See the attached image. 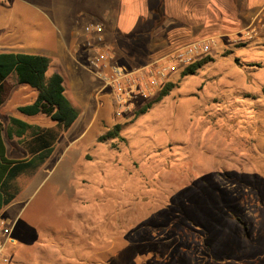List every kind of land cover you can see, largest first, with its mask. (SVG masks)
I'll list each match as a JSON object with an SVG mask.
<instances>
[{
	"label": "rangeland",
	"instance_id": "rangeland-1",
	"mask_svg": "<svg viewBox=\"0 0 264 264\" xmlns=\"http://www.w3.org/2000/svg\"><path fill=\"white\" fill-rule=\"evenodd\" d=\"M73 1L0 0V53L47 57L46 80L61 75L78 112L67 130L19 113L38 95L28 85L0 106L4 127L13 117L58 134L0 211L17 242L9 264H264V33L240 39V25L237 36L217 38L194 75L172 73L166 97L116 118L111 92L87 71L84 38L80 50L67 49ZM202 1L169 0L176 17L157 12L160 20L124 31L138 65L217 35L202 23ZM262 7L254 0V12ZM149 30L163 46L145 48ZM116 125L119 136L107 138ZM3 137L9 159H35L23 141Z\"/></svg>",
	"mask_w": 264,
	"mask_h": 264
},
{
	"label": "trees",
	"instance_id": "trees-1",
	"mask_svg": "<svg viewBox=\"0 0 264 264\" xmlns=\"http://www.w3.org/2000/svg\"><path fill=\"white\" fill-rule=\"evenodd\" d=\"M210 61L208 56L196 60L181 72L183 76L194 75L197 70ZM49 59L39 55L23 53H0V106L6 101L9 92L20 85H28L38 90L35 100L18 108V112L29 117L39 114L48 116L53 122L67 130L78 118L76 109L70 106L64 97L63 78L54 73L46 80ZM173 84L166 83L157 100L166 97ZM264 92V89H262ZM149 106H146L147 109ZM146 109L143 108L142 112ZM121 127L116 125L107 134V138L119 136ZM8 139L17 138L26 144L29 152L34 155L32 160H12L7 157L3 133ZM28 138L25 141V138ZM106 138V139H107ZM58 139V134L49 129H41L29 125L19 119L10 117L8 125L0 122V211L13 202L18 195L15 184L16 179L23 173L36 168L38 160L42 163L53 151V145Z\"/></svg>",
	"mask_w": 264,
	"mask_h": 264
},
{
	"label": "built area",
	"instance_id": "built-area-1",
	"mask_svg": "<svg viewBox=\"0 0 264 264\" xmlns=\"http://www.w3.org/2000/svg\"><path fill=\"white\" fill-rule=\"evenodd\" d=\"M102 32L101 24L87 25L82 29L89 55L87 71L101 82L103 90L111 92L116 105V118L131 112L137 102H147L157 96L162 87L170 82L168 77L172 73L182 72L196 60L207 56L217 44L215 37L204 38L178 47L143 66L126 68L116 62ZM241 33L240 39L246 40L264 33V7ZM12 233L10 221L0 218V264L10 263V250L17 244Z\"/></svg>",
	"mask_w": 264,
	"mask_h": 264
},
{
	"label": "crops",
	"instance_id": "crops-1",
	"mask_svg": "<svg viewBox=\"0 0 264 264\" xmlns=\"http://www.w3.org/2000/svg\"><path fill=\"white\" fill-rule=\"evenodd\" d=\"M168 1L169 0H74L70 9L76 20L75 24H77V32L69 31V33H66L65 40L69 45H67V49L69 53H72L71 49L77 51L80 50L81 46H84L83 44L80 46L78 45V42L83 38L85 43V37L80 28L81 22H84L82 25L83 28L87 25L101 24L103 27L102 34L104 40L112 49L116 62L126 68L138 67L140 65H138L135 58L138 52L135 54L129 50L130 44L125 43V35L123 36L121 34L130 29L133 25H148L147 20L152 18L155 19L157 17V12H161V20H163V18L171 19L176 17L178 13L175 12V9L172 8L171 2ZM210 1L212 4L215 2L214 7H211V4H209L207 0L202 1V23L215 26L214 28L217 30L218 34L212 37H215L216 39L232 38L233 35H236L240 30H244L248 27L260 11L259 9L257 12H254V0ZM165 9H172V12H174L175 15L167 11V16ZM196 18L197 14L194 13L192 16L194 21L192 22L199 23ZM160 19L158 18V20ZM96 21L97 23L94 24L93 22ZM61 23H64V21L60 22V24ZM240 25H246V27L238 30L237 28H239ZM105 27L107 30H110V33L105 31ZM144 31L147 32V28L144 27ZM149 31L150 36L147 37L145 48L150 51L153 50V48L157 49L163 46L165 41L163 36L158 38L159 40H162L163 38V43H156V37L151 35L152 30ZM155 44H158V46L154 47ZM126 47L128 50H126ZM79 54L80 55L77 57L81 58L83 54ZM65 65L66 63L64 64V62H62V68L65 67Z\"/></svg>",
	"mask_w": 264,
	"mask_h": 264
}]
</instances>
